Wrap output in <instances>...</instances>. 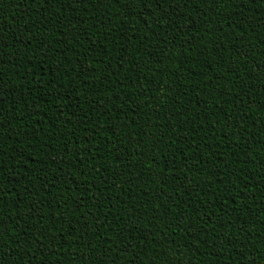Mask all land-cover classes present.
Segmentation results:
<instances>
[{"label": "trees", "instance_id": "obj_1", "mask_svg": "<svg viewBox=\"0 0 264 264\" xmlns=\"http://www.w3.org/2000/svg\"><path fill=\"white\" fill-rule=\"evenodd\" d=\"M261 69L264 0H0V264H264Z\"/></svg>", "mask_w": 264, "mask_h": 264}, {"label": "snow or ice", "instance_id": "obj_2", "mask_svg": "<svg viewBox=\"0 0 264 264\" xmlns=\"http://www.w3.org/2000/svg\"><path fill=\"white\" fill-rule=\"evenodd\" d=\"M85 7H87V4L85 5ZM262 71H264V69H261Z\"/></svg>", "mask_w": 264, "mask_h": 264}]
</instances>
